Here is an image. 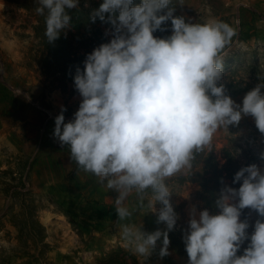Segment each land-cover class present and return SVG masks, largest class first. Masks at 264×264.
<instances>
[{
  "label": "clouds",
  "instance_id": "1",
  "mask_svg": "<svg viewBox=\"0 0 264 264\" xmlns=\"http://www.w3.org/2000/svg\"><path fill=\"white\" fill-rule=\"evenodd\" d=\"M37 14L45 18L49 43L71 27L69 9L78 0H37ZM172 0H103L90 19L108 23L111 39L87 55L76 68L74 86L81 102L74 118L65 122V108L55 117L53 137L67 146L78 172L117 193V222L130 221L137 209L148 207L167 230L146 232L132 223H119L124 247L148 258L161 241V258L169 255V232L178 216L170 202L166 180L192 168L197 153L210 146L220 129L238 126L251 116L264 134V83H258L237 104L219 84L223 76L222 51L235 29L222 21L186 22L175 16ZM166 10V11H165ZM107 14V16H106ZM158 38L153 34L166 31ZM109 34L106 31V35ZM264 160V153H261ZM215 206L190 213L183 236L188 264H264V219L249 235L241 221L245 208L264 218V170L256 164L235 173ZM135 195L136 203H127ZM237 200L233 203V200ZM156 204L161 207L157 209ZM247 243L243 253L241 246Z\"/></svg>",
  "mask_w": 264,
  "mask_h": 264
},
{
  "label": "rangeland",
  "instance_id": "2",
  "mask_svg": "<svg viewBox=\"0 0 264 264\" xmlns=\"http://www.w3.org/2000/svg\"><path fill=\"white\" fill-rule=\"evenodd\" d=\"M22 1L0 0V217L12 204L3 185L22 183L24 189L34 193L35 203L42 205L38 219L49 247L44 261L33 264H188V259L171 245V239L187 232L193 207L197 217L202 211L194 187L185 182L191 169L166 180L178 216L169 232L170 254L160 257L162 238L148 258L133 254L124 247L119 223L142 226L149 233L167 230L166 224L157 223V215L150 212L151 196L130 221L118 223L114 206L117 193L98 183L93 175L78 172L69 159L67 146L61 147L54 139L55 117L61 108L66 109L67 123L74 118L82 98L73 93L72 85L58 88L46 81L35 65L26 66L29 49L36 44V20ZM102 2L78 0L74 9L93 11ZM140 2L134 0V5ZM170 7L186 22L222 21L235 29L236 34L220 54L224 68L219 84L225 86L226 94L237 89L245 91L231 97L237 104H242L245 94L258 83H264V0H172ZM162 27L167 29V36L172 34L170 21ZM231 140L237 146L234 154L239 169L253 159L264 170L260 158L264 134L251 116H244L238 126L218 130L204 150L220 155ZM195 163L199 172L202 159L195 158ZM127 203H136L134 194ZM155 207L160 208L157 204ZM9 219L10 215L1 220L0 264H6L7 258L8 264H26L16 258L21 250L17 249L16 230Z\"/></svg>",
  "mask_w": 264,
  "mask_h": 264
},
{
  "label": "trees",
  "instance_id": "3",
  "mask_svg": "<svg viewBox=\"0 0 264 264\" xmlns=\"http://www.w3.org/2000/svg\"><path fill=\"white\" fill-rule=\"evenodd\" d=\"M22 2L27 4L25 10L36 20V25L33 28V40L36 44L29 49L26 56V66L30 68L35 65L46 81L58 88H65L70 84L73 87V93L79 94L74 86L76 68L79 67L83 70L87 55L101 44L110 41L112 26L101 22L99 18L92 22L90 19L92 10L69 9L67 11L71 17V27L62 32L57 40L49 43L45 36V18L36 12V8L39 6L37 0ZM29 5L33 6L28 7ZM106 31L109 34L106 35ZM166 34L167 31L158 30L153 35L158 38H165L167 37ZM229 92L231 93L227 95L232 97L245 91L237 89ZM236 149L237 146L231 140L229 147L224 148L220 155H216L214 151L207 152L205 150L197 153L195 158L202 159V167L199 172L196 171L195 159L192 161V168L185 182L194 187L195 200L202 210L207 209L210 214L219 213L215 201L219 197L222 188L227 185L238 189L242 183L240 181L233 184L234 175L240 170L235 160L234 151ZM251 164L259 166L257 160L250 159L249 165ZM3 186L7 187L3 192L9 196L12 204L7 213L0 217V227H2L1 220L10 215L9 222L16 230L17 249L21 250L16 258L23 262L26 261V264L43 262L49 247L45 241V229L38 219V212L42 209V205L35 203L34 193L30 189H24L22 183L15 186L7 184ZM147 196H151L150 190ZM235 201L237 202V200ZM157 206L161 207L159 204ZM14 209H17V211ZM240 219L249 224L247 231L250 235L254 231L255 222L264 218L260 217L255 210L245 208L241 212ZM181 235L178 234L172 237L171 245L177 253L188 259L183 236ZM247 243L246 241L241 246L238 255L243 253ZM8 259L10 260V258ZM9 260L6 264L9 263Z\"/></svg>",
  "mask_w": 264,
  "mask_h": 264
}]
</instances>
